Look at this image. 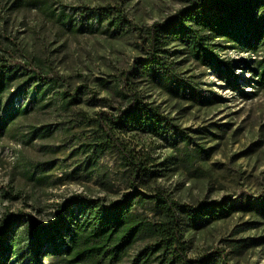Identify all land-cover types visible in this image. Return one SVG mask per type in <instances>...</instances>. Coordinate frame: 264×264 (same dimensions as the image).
<instances>
[{"label":"rangeland","instance_id":"1","mask_svg":"<svg viewBox=\"0 0 264 264\" xmlns=\"http://www.w3.org/2000/svg\"><path fill=\"white\" fill-rule=\"evenodd\" d=\"M15 1L0 0V46L14 42L20 55L45 61L73 87L86 85L91 94L109 98L114 106L117 98L100 81H122L134 60L144 57L142 42L125 28L111 34L112 28L106 24L97 25L95 18L81 16L73 9L120 6L135 25L146 27L182 6L181 0H21L26 5L17 8L13 7ZM61 13L68 17L65 22L58 19ZM262 55L231 48L221 51V57L234 65L239 89L256 93L248 98L187 53L174 57L180 78L196 83L205 96L220 97L209 106L173 97L140 79L144 101L158 107L180 132L172 140L140 133L118 135L138 161L155 171L151 178L132 175L116 150H108L89 163L79 145L92 129L87 119L100 109L86 102L89 96L68 114L32 112L19 119L0 140V219L4 214L21 212L45 225L54 220L59 205L78 193L107 202L120 199L124 193L143 194L146 202L136 209L149 218L150 197L158 190L191 205L225 197L241 201L246 196H259L264 191V89H256L251 72L254 64L245 62ZM81 113L88 118L83 119ZM31 125H50L52 131L47 137L25 143L22 140ZM200 148L205 152L199 153ZM11 188L16 198L6 194ZM182 235L190 257L224 251L230 264H264V244L240 256L229 246L230 240L264 236V219L250 213L237 212L202 228L183 227ZM27 261L25 257L22 262L12 259L10 263ZM41 264H50L48 256L41 257Z\"/></svg>","mask_w":264,"mask_h":264},{"label":"trees","instance_id":"2","mask_svg":"<svg viewBox=\"0 0 264 264\" xmlns=\"http://www.w3.org/2000/svg\"><path fill=\"white\" fill-rule=\"evenodd\" d=\"M181 1L182 6L174 13L146 27L135 25L120 6L73 9L81 16L95 18L97 25L106 24L112 28L111 34L125 28V32L135 33L142 42L144 57L134 60L131 69L122 75V81H100L117 98V106L109 98L91 94L86 85L73 87L45 61L20 55L14 42L0 46V140L19 119L32 112L54 110L68 114L89 96L86 102L100 107L89 119L81 113L92 128L85 136L86 141L79 145L87 153L89 163L108 150H116L132 175L154 176L155 171L138 161L118 135L140 133L172 140L180 132L158 107L144 101L140 79L173 97L202 106L213 104L220 97L203 95L196 83L180 78L175 72L178 63L173 58L187 53L200 66L218 72L244 97L254 96L256 93L239 89L238 77L232 70L234 65L221 57L222 50L231 48L247 54H263L260 59L245 63L254 64L251 72L256 89H264V0ZM24 5L21 0L13 3L17 8ZM63 16L66 15L61 13L58 19L65 22L68 17ZM29 128L22 140L25 143L47 137L52 131L50 125ZM184 143L187 145L188 141ZM198 152L204 153L205 149ZM12 192L11 188L6 194L16 198ZM145 197L135 192L124 193L120 199L107 202L78 193L59 205L54 220L45 225L37 224L21 212L4 214L0 219V264H14L10 263L12 259L22 262L25 257H28L25 264H41L42 256H48L50 264H230L224 251L190 257L183 227L202 228L237 212L264 219V191L241 201L225 197L191 205L158 190L150 197V218L136 209L146 202ZM263 244L264 236H260L230 240L229 246L233 254L240 256Z\"/></svg>","mask_w":264,"mask_h":264}]
</instances>
